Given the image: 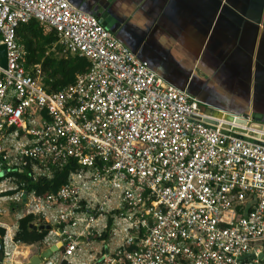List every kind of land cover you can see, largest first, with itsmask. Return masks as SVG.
Masks as SVG:
<instances>
[{
  "label": "built area",
  "instance_id": "2783aa9c",
  "mask_svg": "<svg viewBox=\"0 0 264 264\" xmlns=\"http://www.w3.org/2000/svg\"><path fill=\"white\" fill-rule=\"evenodd\" d=\"M31 20L57 33L63 54L90 62L73 85L49 94L38 66L36 78L26 73L15 32ZM0 46L1 264L30 259L15 241L25 216L51 226L46 249L61 244L42 264H263L264 145L254 131L201 113L67 0H0ZM72 159L79 169L46 198L13 175L51 178Z\"/></svg>",
  "mask_w": 264,
  "mask_h": 264
},
{
  "label": "crops",
  "instance_id": "0c3cea01",
  "mask_svg": "<svg viewBox=\"0 0 264 264\" xmlns=\"http://www.w3.org/2000/svg\"><path fill=\"white\" fill-rule=\"evenodd\" d=\"M67 2L104 21L160 78L197 100L201 113L257 116L264 126V0Z\"/></svg>",
  "mask_w": 264,
  "mask_h": 264
},
{
  "label": "trees",
  "instance_id": "16d2710c",
  "mask_svg": "<svg viewBox=\"0 0 264 264\" xmlns=\"http://www.w3.org/2000/svg\"><path fill=\"white\" fill-rule=\"evenodd\" d=\"M15 37L25 50L23 66L26 73L36 78V67L38 66L41 72L42 87L49 94L73 85L77 76L86 74L91 68L86 58L63 54V48L58 44L57 33L55 31L46 32L36 20L20 25L15 32ZM78 169L79 166L72 159L61 168L55 169L51 178L43 177L32 182L26 170H17L13 175L19 186L24 184L27 191H33L38 198H46L50 194L57 193L66 184L69 175ZM35 222L34 216H25L20 219L15 241L27 246L43 243L48 231L30 228V225ZM3 235L4 230L0 228L1 239Z\"/></svg>",
  "mask_w": 264,
  "mask_h": 264
},
{
  "label": "water",
  "instance_id": "95a60500",
  "mask_svg": "<svg viewBox=\"0 0 264 264\" xmlns=\"http://www.w3.org/2000/svg\"><path fill=\"white\" fill-rule=\"evenodd\" d=\"M99 21L105 27L106 23L102 20H99ZM106 29H108V28H106ZM0 66L2 68H6V52H5L4 46H0ZM206 115H208V114H206ZM213 117H216L217 119H223L227 122L234 123L238 126L247 127L246 129L235 128V131H238L240 133H244V134L248 133L247 129H251L252 131H254V133H248V135L252 136L254 138H257L260 141H263V142H258L257 140H254V142L264 145V126L257 124V122L261 121L260 118L259 119L257 118V116H255L256 118L255 117L252 118V121H253L252 124H247L246 118L248 116L235 117L231 114H226L223 112H215ZM255 133H257V134H255ZM30 228H32L33 230H39V231L51 230V226H49V225H39L38 226L35 224H31ZM60 248H61V244L52 245L49 248H47L46 250H43L42 252H40L38 255L31 257L26 264H42V262H44L46 259H48L51 255H53V253L57 252ZM248 257H250V256L248 255L245 258H248ZM258 257L262 261V263L264 264V254H260ZM2 259H3V244H2V241L0 239V264H1Z\"/></svg>",
  "mask_w": 264,
  "mask_h": 264
},
{
  "label": "rangeland",
  "instance_id": "374dc122",
  "mask_svg": "<svg viewBox=\"0 0 264 264\" xmlns=\"http://www.w3.org/2000/svg\"><path fill=\"white\" fill-rule=\"evenodd\" d=\"M8 208L10 209V212H11L12 215L18 213L17 210L12 209V205L8 206ZM108 240H110V239L108 238ZM108 240L106 239V243H108ZM108 244L110 245V243H108ZM108 244H105V241L102 242V241L99 240V241H97V243H96V245H95V248L99 249V248H102L103 246H106V245H108ZM29 249H30V248H29ZM23 251H25V252H30L31 256H30L29 258H31V257H33V256L39 254V252H37V251H38L37 248H34V249L31 248L30 250L24 249ZM28 260H29V259H28ZM28 260H27V261H23V260H22V263H27Z\"/></svg>",
  "mask_w": 264,
  "mask_h": 264
}]
</instances>
